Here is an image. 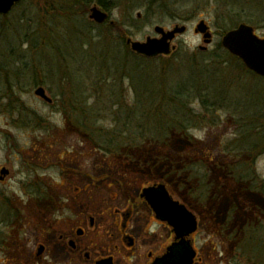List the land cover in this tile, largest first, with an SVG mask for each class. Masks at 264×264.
Here are the masks:
<instances>
[{"label":"rangeland","instance_id":"1","mask_svg":"<svg viewBox=\"0 0 264 264\" xmlns=\"http://www.w3.org/2000/svg\"><path fill=\"white\" fill-rule=\"evenodd\" d=\"M72 1L22 0L10 13L0 15V167L10 173L9 180L0 183V264H14L11 251L18 241L25 251L39 240L21 234L38 218L33 212L34 188H39L42 208L53 203L84 207L90 203L88 210L97 215L100 209H108L101 206L103 190L124 188L134 195L153 182L201 204L207 216L202 221L210 217L216 221L211 240L216 264H250L241 260L234 238H229L222 225L226 226L227 203L240 193L242 198L263 202L259 193L264 196V141L255 142L248 156H242L245 120L239 113L264 103V80L220 42L222 35L240 24L252 27L264 39V0H114L103 24L89 19L94 2L86 6ZM200 21L211 33L208 46L194 32ZM118 24L125 33L123 40ZM176 25L185 26L186 32L175 37L168 56H140L126 43L127 39L144 42L156 37V26L171 30ZM204 46L206 51H199ZM217 51L226 65L222 78H227L235 104L207 114L194 101L192 108L203 122L189 130L192 142L184 135L165 133L121 149L129 143L121 140L126 135L119 132V117L124 121L136 98L125 70L132 71L133 62L139 64L135 55L151 60L154 68L169 66L175 71L191 59L204 65ZM113 60H119L123 68L116 71ZM118 78L122 87L117 86ZM38 87L51 103L34 95ZM137 117L131 121L135 131ZM112 137L117 143L105 150L103 141L108 143ZM77 169L90 179L78 176ZM169 173L174 176H166ZM74 188L79 189L78 195ZM229 219L233 231L243 225V215ZM201 227L204 231V224ZM205 241L209 243V236L202 232V244ZM7 249L9 256L3 255ZM211 251L208 246L203 255L213 264L208 258Z\"/></svg>","mask_w":264,"mask_h":264},{"label":"flooded vegetation","instance_id":"2","mask_svg":"<svg viewBox=\"0 0 264 264\" xmlns=\"http://www.w3.org/2000/svg\"><path fill=\"white\" fill-rule=\"evenodd\" d=\"M198 49L203 52L207 48ZM75 173L90 179L81 169ZM9 174L8 171L7 175H0V183L5 184ZM158 185L163 184L144 185L134 195L124 188H118L116 192L103 190L105 197L101 206H108V209H100L97 215L88 210L90 203L85 204L86 207L53 203L49 208H42L39 188H34L33 212L38 218L34 219V224L28 220L32 225L24 227L21 234L39 240L25 251V245L18 241L16 250L11 251L14 264H210L203 255L208 246L212 249L208 258L216 264V249L211 245L216 221L211 217L210 221H202L207 216L202 212L201 204L185 200L178 190L170 192L163 185L169 199L161 196ZM149 189L150 194L145 193ZM73 190L75 195L80 193L78 188ZM151 202H156L158 208L161 206L163 213H157ZM172 203L183 206L185 209L182 210H186L192 219L180 216ZM164 209L165 213L171 210L179 219L170 218ZM206 222H209L207 228ZM202 232L209 236V243L202 244ZM9 252L7 249L3 255L9 256Z\"/></svg>","mask_w":264,"mask_h":264},{"label":"trees","instance_id":"3","mask_svg":"<svg viewBox=\"0 0 264 264\" xmlns=\"http://www.w3.org/2000/svg\"><path fill=\"white\" fill-rule=\"evenodd\" d=\"M77 1H81L86 6L94 2L96 6L106 12H109L114 5V0H73L72 2L76 4ZM116 27L121 33L120 39L123 40L124 31L120 24ZM135 58L138 59L139 64L133 62L135 67L132 65L130 73L124 69L131 81L136 98L130 113L125 112L124 121L119 117L122 128L119 132L126 135V138L123 136L119 138L127 140L123 141L124 143H129L121 149H130L133 144L141 145L143 139H148L147 136L149 139H159L165 133L181 134L191 141L192 137L189 130L203 122L200 115L192 108L194 101H198L201 110L207 114L213 113L217 108L230 109L235 104L233 100L235 98L231 96L227 88V78H222L227 72L224 71L226 65H224L223 57L219 51L210 59L207 58L208 60L206 59L207 62H204V65L201 63L194 64L191 59V61L188 60L187 64L180 66L181 70L175 71L169 66L160 69L154 68L151 66V60L136 55ZM112 62L116 71L123 68L119 60ZM103 64L104 62H101V66ZM126 66H131V63ZM119 74L121 75V73ZM225 82L226 85L222 86L221 84ZM118 83L117 86H123L121 78H118ZM239 114H241V120H245L243 123L245 124L243 126L245 131L240 143L244 148L242 150L246 152L242 153V156L245 154L248 156L250 146H255V142L264 141V103L253 108V110H247L244 114ZM134 116H138L139 120L138 127H135L137 132L134 125L131 124V121L134 122ZM112 138L113 140L108 141V143L103 141L105 146H101H104L105 150H110V145L117 143L118 139ZM170 175L174 176V173H169L166 176ZM190 178L193 183L197 181L195 176ZM173 182L171 181V184ZM259 194L263 197L262 204L251 201L249 198H242V193L239 194L238 199L230 200L224 210L225 221L223 224L226 226L222 225L224 230H228L226 231L230 236L229 238H234L233 243L241 253L239 254L241 260L247 259L250 264H264V196ZM193 196L195 197V194ZM239 214L243 215V225L238 226L233 231L228 225L229 221L232 220L229 218L239 216ZM236 242H239V245ZM244 242L246 244H243Z\"/></svg>","mask_w":264,"mask_h":264},{"label":"water","instance_id":"4","mask_svg":"<svg viewBox=\"0 0 264 264\" xmlns=\"http://www.w3.org/2000/svg\"><path fill=\"white\" fill-rule=\"evenodd\" d=\"M22 0H0V15L4 16L11 12V10ZM109 16L107 12L101 10L96 5H93L89 10V19L96 24H103L107 22ZM208 26L204 21H200L196 28L194 29L195 33L202 35V41L204 45H209L212 42L211 33L208 30ZM186 32L185 26H174L171 30H165L162 27L156 26L154 28V33L156 37L150 38L147 37L144 42L132 41L127 39L126 43L129 45L130 50L140 56L147 58H154L157 56H168L174 50V46L171 45L172 41L176 36L182 35ZM221 46L228 51L231 55L241 59L243 64L247 69L255 73L257 76L264 79V39L259 38L252 27L240 24L236 29L229 30L226 32L221 39ZM206 49V47H202ZM34 95L39 97L46 103H51V99L45 94V90L42 87H38L34 91ZM8 171L5 168L0 170L1 175H7ZM2 177H0L1 179ZM157 188L162 191L163 197L169 199L167 193L165 192V187L163 185H158ZM149 190H145V193L150 194ZM155 211L162 214L163 209L159 205H156V202H151ZM175 208H177L181 215L186 217H192L183 206H179L176 203H172ZM186 211V212H185ZM166 210L164 209V213ZM170 218H174L172 211L168 213ZM174 219H179L176 217Z\"/></svg>","mask_w":264,"mask_h":264},{"label":"bare ground","instance_id":"5","mask_svg":"<svg viewBox=\"0 0 264 264\" xmlns=\"http://www.w3.org/2000/svg\"><path fill=\"white\" fill-rule=\"evenodd\" d=\"M98 7V6H97ZM99 8V7H98ZM101 9V8H100ZM102 10V9H101ZM104 11V10H103Z\"/></svg>","mask_w":264,"mask_h":264}]
</instances>
